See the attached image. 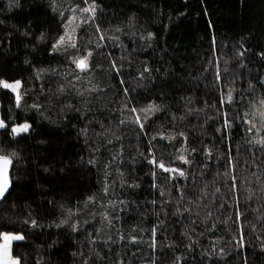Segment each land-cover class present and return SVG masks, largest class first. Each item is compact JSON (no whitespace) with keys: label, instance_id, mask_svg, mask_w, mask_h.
Segmentation results:
<instances>
[{"label":"trees","instance_id":"obj_1","mask_svg":"<svg viewBox=\"0 0 264 264\" xmlns=\"http://www.w3.org/2000/svg\"><path fill=\"white\" fill-rule=\"evenodd\" d=\"M9 2L0 78L22 81V108L0 88V116L35 129L15 145L22 186L0 204V230L26 235L13 246L21 264H264V150L247 131L264 100V0H97L94 21L84 0H57L56 12ZM153 103L163 109L140 111ZM153 152L186 178L152 165ZM77 208L73 232L60 222Z\"/></svg>","mask_w":264,"mask_h":264},{"label":"snow or ice","instance_id":"obj_2","mask_svg":"<svg viewBox=\"0 0 264 264\" xmlns=\"http://www.w3.org/2000/svg\"><path fill=\"white\" fill-rule=\"evenodd\" d=\"M84 3L88 6L81 9L82 11L89 13L91 20L96 19V13L98 10L101 9V5L97 2V0H84ZM20 3L19 0H10L8 4V8L11 9L13 7H19ZM48 7L52 12H56L57 8L59 7L57 0H49ZM80 6L77 5L75 8L72 9L73 12L76 11V8H79ZM61 18L64 19V17L61 14ZM73 19H75V16H73ZM97 30H99V25H96ZM27 35V33H24ZM153 33H148V36H152ZM41 40H43L44 34L41 33L40 37ZM103 38V36H101ZM64 37L60 36L57 40L56 44L52 45L53 51H56L58 47L62 44H64ZM73 48L76 47L75 44L72 45ZM243 47V46H241ZM250 51V49H244L243 51H240L238 54L239 56L243 57L246 52ZM91 53H89V56ZM259 59L264 62V50L257 53ZM24 63H29V61L26 59ZM73 63L76 64L78 68L81 70L89 68V63L87 58H79L74 59ZM113 64L115 62L113 61ZM119 71V69H116ZM145 72L151 73V69L145 67ZM39 75V72L37 73ZM217 76L219 77V73H217ZM141 77H144V72L141 73ZM121 83H124V81H120ZM258 84L260 88H264V77H261L258 80ZM0 87L4 89L11 90L12 93L15 94L14 99L16 103L17 108H22L21 105V99L22 95L20 92V89L22 87V81L19 79L14 80V82H9L7 79L0 78ZM249 89L251 91L256 90V85H254L251 81L249 82ZM61 91H63V87L61 86ZM125 92L128 91L127 88L124 89ZM229 103L232 102V92L229 91ZM243 100V96L241 97ZM262 104H264V100L261 101ZM32 108H35L39 110L40 105L33 104L31 106ZM163 109V104H150L148 107L140 109V111L148 112L149 114H154L155 112L161 111ZM133 112H136L137 109L133 108ZM247 116V113H245L241 119L245 120V117ZM137 122L139 124L140 129H144V123L140 121V118L137 117ZM146 119V117H145ZM175 119V117H174ZM180 119H183V117H180ZM123 123V121H121ZM230 121H225L226 125H229ZM247 131L252 132L253 129L251 127V121H247ZM80 133L87 134V129H80ZM35 133V129L33 128L32 123L29 122L28 119H24L23 122H15L14 120L6 117H0V136L5 137L6 139L4 141H0V204H8V202L13 198V193L16 192L17 188L22 186L24 177L20 175H16L20 171V165L25 162V157L22 155L21 151L15 147L16 144L19 143L20 139H26L29 136L33 135ZM157 135L160 136L161 139H166L163 132L157 133ZM179 135L184 136V133H179ZM153 140L156 139V136L152 137ZM184 141L187 142V137L184 136ZM41 143H45V141H41ZM256 143L260 146L262 150H264V137L257 140ZM191 151L194 153L196 151L195 148H192ZM211 154L210 151L208 153ZM177 159L183 161L185 164H191V161L188 160L184 156H179ZM152 165L159 167L166 173H172L178 175L180 177L186 178L185 171L180 167H174L171 165L166 166L163 160H157L155 153L153 152L152 158L149 161ZM89 165H94L95 161L93 159H89L87 161ZM45 172L48 171L47 168L44 169ZM108 173H105V177L107 178ZM153 176H155V172H153ZM172 179H176V176L173 175L171 177ZM233 182H235V177H232ZM155 186V185H154ZM103 191L105 193L108 192V185L107 183L104 184ZM161 195H163V192H161ZM181 196H183V193H181ZM88 201L95 202V198L90 196L88 197ZM155 203V201H153ZM85 206H87V202H85ZM185 211H190V209H185ZM80 212V209L77 208L76 213H73L72 211L68 212V215L65 219L61 220V224H68L73 232L77 231L79 228L78 222H71L73 215H78ZM26 224L30 225L31 228L35 229L38 227V222L35 218H32L30 221H25ZM59 226V225H57ZM134 239V238H133ZM26 241V235L22 231H10V230H0V264H21V257L19 255L13 254V246H20L19 242ZM154 246V245H153ZM171 247V245H169ZM225 250L223 248L219 249V253L223 255ZM77 253H73V256H76ZM211 257V254H209ZM82 264H88V261L85 259L82 261ZM176 264H184L183 260L181 258H176Z\"/></svg>","mask_w":264,"mask_h":264},{"label":"rangeland","instance_id":"obj_3","mask_svg":"<svg viewBox=\"0 0 264 264\" xmlns=\"http://www.w3.org/2000/svg\"><path fill=\"white\" fill-rule=\"evenodd\" d=\"M71 37L72 36L69 35V38H71ZM70 40H72V38ZM65 41L66 40L64 39V42ZM0 88H2V87H0ZM5 90H9V89H5ZM9 91H11V90H9ZM20 92H21V89H20ZM255 107L256 108L254 110V113H253L252 119H251V127L253 129V131L251 133L253 134L254 139L257 141V140L261 139L262 137H264V104L259 103Z\"/></svg>","mask_w":264,"mask_h":264}]
</instances>
